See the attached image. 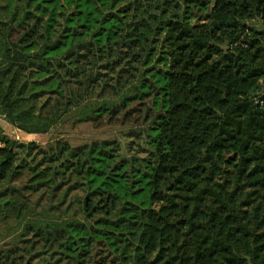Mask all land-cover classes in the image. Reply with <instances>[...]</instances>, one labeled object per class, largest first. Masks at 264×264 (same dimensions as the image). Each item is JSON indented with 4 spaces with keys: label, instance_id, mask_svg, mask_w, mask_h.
I'll use <instances>...</instances> for the list:
<instances>
[{
    "label": "trees",
    "instance_id": "1",
    "mask_svg": "<svg viewBox=\"0 0 264 264\" xmlns=\"http://www.w3.org/2000/svg\"><path fill=\"white\" fill-rule=\"evenodd\" d=\"M0 1V264H264V0Z\"/></svg>",
    "mask_w": 264,
    "mask_h": 264
},
{
    "label": "rangeland",
    "instance_id": "2",
    "mask_svg": "<svg viewBox=\"0 0 264 264\" xmlns=\"http://www.w3.org/2000/svg\"><path fill=\"white\" fill-rule=\"evenodd\" d=\"M5 3L0 1V12L2 16H6V9L4 8ZM87 112L86 109H78L72 112L66 119L52 128L47 133H28L17 126L13 125L5 119L4 116L0 115V127L4 134L8 137L21 142L34 141L40 148L49 150L59 140H66L73 146H82L86 143H90L97 139H121L124 143L127 139L124 136V130L122 126L116 125H104L95 126L90 121L78 122L79 118ZM81 115V116H80ZM48 217L40 213L38 215L33 214L22 219L20 222L17 220L10 221L4 226L0 227V249L9 246L12 242L17 241L19 232L25 228L26 221L32 223L41 224L42 220Z\"/></svg>",
    "mask_w": 264,
    "mask_h": 264
}]
</instances>
